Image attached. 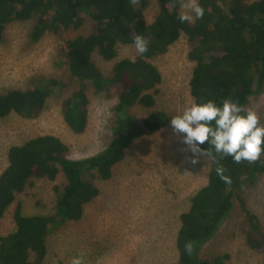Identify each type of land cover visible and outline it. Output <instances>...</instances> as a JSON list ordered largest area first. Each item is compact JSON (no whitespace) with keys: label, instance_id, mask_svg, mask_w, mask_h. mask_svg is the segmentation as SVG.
I'll return each instance as SVG.
<instances>
[{"label":"trees","instance_id":"trees-1","mask_svg":"<svg viewBox=\"0 0 264 264\" xmlns=\"http://www.w3.org/2000/svg\"><path fill=\"white\" fill-rule=\"evenodd\" d=\"M182 0H0V44L8 25L35 21L29 34L31 43H39L48 33L80 32L87 21L94 31L66 41L64 60L70 83L77 86L61 104V115L69 130L82 136L89 125V88L97 92L115 90L117 106L111 127L114 139L97 155L81 160L69 157V147L58 137L43 135L13 146L8 152V166L0 173V221L23 194L33 178L56 182L65 179L54 212L47 216H27L18 203L12 233L0 237V264H44L48 255V237L69 223L82 220L86 207L100 195L97 181H110L113 169L124 161L126 151L143 137L165 129L169 117L164 111H152L137 118L132 109L153 110L160 94L163 75L153 63L184 38L190 45L188 60L193 64L189 92L193 102L213 100L221 105L226 98L238 102L245 110L250 100L264 93V0H198L205 9L200 19L181 23ZM155 6L153 21L147 13ZM136 35H143L148 50L135 59L115 63L106 77L94 62V56L111 62L118 56L119 45H132ZM60 80L41 81L33 89L0 94V119L19 117L37 119L58 89ZM210 146L207 141L202 150ZM209 151H213L211 148ZM189 152L193 153L189 150ZM209 172L206 184L190 199V208L181 214L176 248L179 264H227L229 256L211 259L200 257L201 247L211 241L239 201L248 225L246 245L264 254V227L246 206L240 192L247 183L264 175V153L255 162H233L230 156L214 163L205 157ZM182 162L183 175L199 162ZM217 163L231 179L225 184L217 176ZM204 173V172H203ZM193 243L187 254L186 242Z\"/></svg>","mask_w":264,"mask_h":264},{"label":"rangeland","instance_id":"rangeland-1","mask_svg":"<svg viewBox=\"0 0 264 264\" xmlns=\"http://www.w3.org/2000/svg\"><path fill=\"white\" fill-rule=\"evenodd\" d=\"M182 11L189 10L182 8ZM156 13L153 6L147 13L148 22L154 20ZM34 24L35 21L13 22L5 30L0 44V94L33 89L38 82L51 79L62 81L65 87L57 90L59 95H53L37 119L16 116L0 119V173L8 166L11 147L38 136L60 138L69 147L73 160L97 155L114 139L111 120L118 104L115 90L97 92L89 88V125L82 136L73 134L61 115L63 99L77 86L70 83L66 66L62 65L66 41L92 33L91 22L87 21L84 30L78 33H48L37 44L29 39ZM117 50L118 56L111 62L93 58L106 77L115 63L139 55L132 45H119ZM189 50V43L181 38L167 55L153 61L163 75L156 106L150 111L132 109L130 113L146 118L152 111H164L170 122L175 113L193 102L189 92L193 70ZM247 109L255 110L264 125V93L253 97ZM186 158L195 160V164L198 161L199 166L191 167L190 174L183 175L181 164ZM208 172L206 158L199 154L192 156L189 147L183 144L182 135L173 132L170 123L165 129L141 138L113 169L110 181L88 177L100 191L98 199L86 207L81 221L51 230L44 264H71L76 256L82 257L83 264H179L176 239L181 214L190 208L194 193L206 184L201 178ZM64 184L63 176L56 182L33 178L0 221V237L14 231L13 214L18 203L27 216L52 214L58 198L55 187L62 188ZM240 196L264 227V175L243 186ZM247 228L246 215L235 200L231 214L212 240L201 247L200 257L211 259L226 254L227 264H264V254L252 251L245 243Z\"/></svg>","mask_w":264,"mask_h":264},{"label":"clouds","instance_id":"clouds-1","mask_svg":"<svg viewBox=\"0 0 264 264\" xmlns=\"http://www.w3.org/2000/svg\"><path fill=\"white\" fill-rule=\"evenodd\" d=\"M132 2L135 3V0ZM181 7L189 10L178 14L181 23L192 22L193 18L200 19L204 16L205 9L198 0H185ZM133 44L138 54L148 50V42L143 35H136ZM170 127L173 132L182 135L183 143L194 155L209 157L214 163L217 162V157L222 159L226 156H230L235 163H251L264 153V125L260 123L257 112L253 109L245 110L230 98H226L221 105L210 99L192 102L172 116ZM206 141L214 153L209 148H200ZM215 172L225 184L231 183L230 177L225 175V169L218 163ZM185 251L187 254L192 253L191 241L186 242ZM71 264H83L82 257H73Z\"/></svg>","mask_w":264,"mask_h":264},{"label":"bare ground","instance_id":"bare-ground-1","mask_svg":"<svg viewBox=\"0 0 264 264\" xmlns=\"http://www.w3.org/2000/svg\"><path fill=\"white\" fill-rule=\"evenodd\" d=\"M166 138V137H165ZM167 139H168V137H167ZM163 143V142H162ZM166 144V143H165ZM184 144V143H183Z\"/></svg>","mask_w":264,"mask_h":264}]
</instances>
